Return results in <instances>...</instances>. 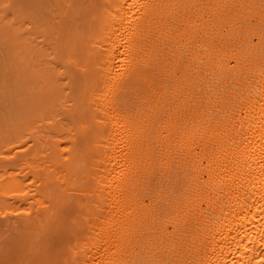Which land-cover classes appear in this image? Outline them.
Returning a JSON list of instances; mask_svg holds the SVG:
<instances>
[{
	"label": "bare ground",
	"instance_id": "obj_1",
	"mask_svg": "<svg viewBox=\"0 0 264 264\" xmlns=\"http://www.w3.org/2000/svg\"><path fill=\"white\" fill-rule=\"evenodd\" d=\"M0 264H264V0H0Z\"/></svg>",
	"mask_w": 264,
	"mask_h": 264
}]
</instances>
